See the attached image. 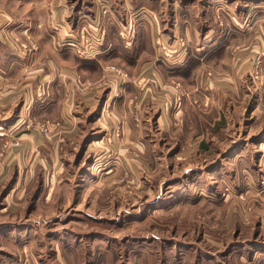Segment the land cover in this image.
<instances>
[{
    "label": "rangeland",
    "instance_id": "obj_1",
    "mask_svg": "<svg viewBox=\"0 0 264 264\" xmlns=\"http://www.w3.org/2000/svg\"><path fill=\"white\" fill-rule=\"evenodd\" d=\"M117 1L120 2V0ZM166 1L168 0H153L152 3L146 2V4H149L155 12L163 14L167 10L166 6L164 7ZM200 1L202 0H191L188 5H185L190 7L188 8L190 11H181L183 13H177V17L188 19L193 28L192 31L200 30L201 26H205V30H213L214 36L224 30L226 33H232L234 28L232 24L227 23L230 19L228 16L232 15L217 11L216 6L209 5L208 8H202ZM59 2H67L70 6L66 10L67 17L71 23L76 17L75 24H72L75 27L73 31H78V34L82 28L92 27L90 21L94 20L89 19H93L96 12L99 13L98 19H102L105 25L107 23L105 38H109L108 41L115 45V54L120 57L114 56L104 61L88 63L76 59L74 67L89 69L86 72L87 77L88 75L95 76L97 80L92 84L98 87L110 85L106 78L108 66H115L126 74L127 85L131 86L136 94L141 93V97L138 99L135 97L133 103H136L133 106L135 112L132 115L135 123L139 122L143 99L150 98L149 101H152L154 89L159 87L150 78L153 77L152 75H145L149 79L148 82L147 79L145 81V77H141L143 75L140 74L141 72L134 73L140 71L142 67L148 69L150 66H157L155 71L163 77V81H169L168 84L171 82L175 84L178 80H195V78L198 84L202 78L209 76L210 79L215 77L216 81L226 83L227 87H234V82L239 81L235 76L238 71V65L235 63L236 52L253 50L256 43H261L262 48L256 51L257 59L255 58L251 71L241 78L243 82L241 89H248L251 84H255L257 91L260 82L264 86V77L259 69L258 61L259 57H264V33L261 31L259 32L260 39L255 38L256 43L254 39L250 42L240 39L228 43L226 41H202L200 36H191L187 40L186 36H182L183 30L179 28L181 36L175 37L174 40L167 36L164 38L165 42H162L158 39L157 27H155L156 33L151 41V34H153L151 28L141 26L137 28L136 35L131 33V38L128 36L129 41H125V36L122 38L119 35L120 30L117 31L118 25L109 24L107 17L110 11L103 8L95 11L91 0H80V2L76 0H0V45L8 47L13 55L21 57L43 51V55L46 56L44 59L48 58L55 62L54 56L64 50L58 48L55 43V39L60 36L56 33L59 28L58 31L54 30L57 26L52 19L51 10L52 5ZM258 3L264 4V0ZM245 8L247 9V6ZM132 13L128 11V20ZM139 14L145 18L148 17L146 10L139 11ZM241 16L247 19V23L243 27H238L240 30L246 28L252 31L259 26L264 30V20H258L260 14L257 11L248 12L247 15L243 13ZM130 19L133 20L131 17ZM117 21L122 24L123 20L118 18ZM130 25L131 23H127V30L131 28ZM160 27L161 31L168 28L165 27L164 22H161ZM167 51H172L171 60L180 64L178 65L180 67L171 73L172 79H169L170 71L165 68L167 62L161 59ZM133 52L137 54L141 52L142 56L138 59L133 57L134 54L129 57ZM154 52H161V55L158 59L156 57V62L153 63ZM30 69L31 67L29 70L26 69L25 73L31 71ZM255 72L259 74L257 79L253 78ZM14 74L10 75L7 71L1 73L0 85L12 84L15 80ZM114 76L118 79L113 87L122 83L117 74ZM57 77L63 80L66 89L64 95L67 94V96L76 90H81L83 83L87 81L78 75L65 76L60 72L55 75L56 79ZM27 81L24 80V82ZM3 85L0 88H3ZM184 86L190 92L196 91L193 89L195 85L193 88L192 84H184ZM49 88L51 94V86ZM42 91L41 87L40 93L43 94ZM216 91L219 93L210 95L209 129L205 128L206 124L203 122L205 132L203 142L206 147L194 150L197 143L194 134L199 132L200 128L194 125L190 131L189 122L184 123L182 118H179V114H176L175 109L169 111L167 117L173 114V120H169L170 131L162 130L161 134L154 133L152 138L150 135L153 131L149 132V138L152 141L161 142L162 153L159 154L160 150L157 146L156 151L158 152L146 154L144 160H142V154L137 151H131L130 154L125 155L128 156V162L131 165L150 161L148 163L151 166H146L144 171V169L128 167L127 163L123 165L118 163L120 165L110 170L108 176H102L104 173L100 172L102 174L99 175L97 181L107 185L108 189L110 188L109 200L113 203L114 211H106V208L110 206L108 199L100 201L97 207L98 219L92 220L81 216V223L73 224L74 227L71 226L68 229L72 235L61 234L60 238L55 241H52V237L49 238L52 247L56 245L61 247L62 241L67 237L66 241H70L68 247L71 249L66 250L62 247L57 250L56 259L53 251L48 250L39 262L43 261L42 264H264V148L254 146L249 137L250 134L259 130L262 121L258 119L259 125L254 123L256 118L255 115H250L249 110L252 103L248 101L249 95L243 94L239 89L235 94L229 88L220 87ZM28 93L29 91L26 90L25 94ZM259 96L264 97L263 94ZM236 97H243L245 100L237 104ZM166 101L164 98L163 106L167 105L168 101L167 103ZM191 103L196 108L194 110L201 113V102L197 103L192 99ZM229 105L234 106V111L231 109L233 106L229 107ZM17 115L20 118L14 119ZM112 123L111 127L105 128L106 134L102 139L104 147H109L114 140L121 137V122L112 121ZM41 124L49 125V137L43 136L39 131L38 127ZM61 126L63 123L60 121L47 120V118H42L38 112L33 113L32 109L29 111V107L23 103L21 96L0 106V201L3 191L9 187L13 178L12 169L5 170L9 161H12L8 153L13 147L19 145L20 137L25 133L35 131L45 140L54 141L56 139L54 133L62 130ZM117 127H120L119 136L107 142V136ZM169 132H176V134L170 137ZM167 147L170 148L166 149ZM57 148L54 149V159L58 161V166L49 173L46 180L48 189L51 191L57 183H62L65 178H68L66 164H69V169H72L77 153L72 148L60 153ZM107 149L106 151L102 147L100 153L92 155L97 158L95 162L98 163L94 166H100L103 156L104 159L108 157L115 161L118 157L121 159V155L111 152L110 148ZM35 157L39 158L38 161L47 160L42 153L35 151L28 161L33 162ZM210 165L217 167L206 172ZM195 168L205 170L197 174ZM147 171L150 174L146 173ZM34 173H39V171L34 170ZM36 181L37 179L34 182L35 187ZM25 190L26 187L21 186L19 195ZM178 191H182L183 194L177 196ZM139 192L143 196L140 194L138 198L136 194L138 195ZM135 198L138 199L135 200ZM144 198L146 200L142 203L141 199ZM29 204V197L26 196L25 201L14 204L12 210L22 207L24 210ZM142 204L143 207L145 205L149 207L140 219L126 218L127 213L137 214ZM40 207L43 208V205L41 204ZM55 230L57 232L54 234L59 232ZM35 249H39V245H36ZM49 253L52 254L48 255ZM62 258L65 260L63 263ZM68 258L69 261H66Z\"/></svg>",
    "mask_w": 264,
    "mask_h": 264
},
{
    "label": "crops",
    "instance_id": "obj_2",
    "mask_svg": "<svg viewBox=\"0 0 264 264\" xmlns=\"http://www.w3.org/2000/svg\"><path fill=\"white\" fill-rule=\"evenodd\" d=\"M91 1L93 2L92 8H94L95 11H99V9L102 8L110 11L107 19L109 20V24L114 25L115 23L118 25L117 31L121 28L127 30V23H131L130 26L132 28L130 38L131 33L133 35L137 31V28H140L141 26L151 28L153 33L151 34V41H153V35L156 33L155 27H157L158 39L162 42H165L164 38L167 36H170L173 40L175 37L181 36L182 33L179 34V28L183 30L182 36H186L187 40H189L191 36H200V40L207 42L226 41L228 43H233L240 39L244 42H250L253 39L255 40V38L260 39V31L261 33H264V30L261 29L260 26L252 29V31L246 28L242 30L238 28L243 27L244 24L247 23V19L242 18L241 16L243 13H246L247 15L248 12L257 11L260 14L258 20H264V4L258 3L260 0L200 1L199 3L202 8H208L209 5L216 6L217 11L220 10L226 15H232L228 16L230 19L227 20V23L232 24L234 29L229 30H232L231 32L234 34L226 33L224 30L222 33L216 35L217 38L213 35V30H205V26H201L200 30L192 31L193 28L188 19L177 17V13H183L181 11H190V9H188L190 7H186L185 5H188L191 0H168L164 3V7L166 6L167 10H165L166 12L163 14L155 12L149 4H146V2L152 3L153 0H120V2L117 0ZM76 2H80V0H76ZM245 6H247V9ZM68 8H70V6L67 2H59L54 6L52 5V19L55 22L54 24L59 28V31L56 33H59L60 37H70L78 34V31H73L75 27L72 24H75L76 17H74L73 22L71 23L67 17L68 14L66 10ZM144 10L148 12L147 18L140 16L139 14V11ZM128 11L133 12L130 16L133 20H131L129 16V20L127 19ZM98 15L99 13L96 12L93 19H89L94 20L90 21V23L92 26L98 25L99 23L103 25L106 35V29H108L107 23L105 25L102 22V19H98ZM159 17L161 19H159ZM118 18L121 19V21L123 20L122 24L118 23ZM161 22H164L165 27H168L166 30L163 29L161 31ZM255 25L258 24L255 23ZM201 32L202 35H200ZM105 35L101 45L98 47V53L93 59H81L75 55L73 49L58 47L64 50L54 56L55 62H53L48 58L44 59L46 56L43 55V51L26 57H21L20 55H13L8 47L0 45V74L6 71L10 72V75L16 73L14 74L15 80H13L12 84H1L3 85V88H0V106L3 105V103H10L21 96L23 103L27 104L29 107V111L32 109L33 113L38 112L42 118L63 123V126L60 127L62 130L54 133L57 141H55L56 139H54V141H47L42 136L40 137L37 132H29L23 134L22 137H20L21 141L19 145L13 147L8 153L11 155L12 161H9L5 170L10 171L12 169L13 178L9 187H6L3 191L0 201V264H42L43 261L40 263L39 260L44 258V253L47 254L48 250L53 251V256L56 259L57 250H60L62 247L66 250L71 249V247H68L70 241H66V237L64 238V241H62L63 244L61 247L58 245L52 247L49 243L50 237H52V241H55L60 238L61 234H64V236L72 235L68 229L73 226V224H80L81 216L92 220L98 219L97 207L100 201L108 199L110 206L106 208V211H114L113 203L109 200L110 188L108 189L107 185L105 186L97 181L99 175L104 173L102 176H108L107 174L110 170L118 165V163L122 165L127 163L128 167H134L133 169H144V171L146 166H151V164L148 163L150 161L134 163L136 165H131L128 162V156L125 155L130 154L131 151H137L142 154V160H144L146 154L158 152L156 151L157 146H159V154H161V142L156 143L152 141L149 138V132L153 131V134L150 135L152 138V136L155 135L154 133L161 134L162 130L170 131L171 124L169 123V120H173V114L170 117H167V115L172 109L176 110V114H179V118L181 117L184 123L189 122L190 131L193 129L194 125L200 128V131L194 134L197 140L194 150H198L199 147L201 149H203L204 146L206 147V144L203 142L205 133L203 126L205 123V128L209 129L208 109L209 103H211L210 95L211 93H219L216 90L220 87L224 89L229 88L234 94L236 93V90L239 89L243 94L249 95L248 101L250 100V103H252L249 110L251 113L250 115H255L256 119L254 120V123H258V119L262 121L261 124L258 123V125L260 124L259 130L256 133L249 135L251 138L250 141L254 146L257 145V148H264V97L259 96L260 93H257L255 84H251L248 89H241V87H243L241 78L245 73L251 71L254 62L257 59L256 51H258L259 48H262L261 43L258 44L255 40L254 43H256V46L253 47V50H239V52H236L235 63L238 65V71L235 76L239 81L234 82V87H227L226 83L218 80L216 81L215 77L210 79L209 76L202 78L198 84L196 78L195 80L190 81L178 80L175 84L172 82L168 84L169 81H163V77L155 71L157 66H150L148 69H143L142 67L140 71H135V74L141 72L140 74H143L141 77H145L146 74H150V76L152 75L153 77L150 78H152L155 84L159 85L157 89H154L152 101H149L150 98L143 99V106L139 116L140 119L138 123H135L132 120V115L133 112H135L133 106L136 103H133L135 97L137 99L141 97V93L136 94L131 86L119 83V85L115 87L121 88L122 95L115 100V102L111 103L109 107L107 105L102 109L104 95L107 92H110L107 87L109 86L114 89L115 87H113V84L116 83L118 78L114 76V74L108 73L106 78H108L110 85L98 87L95 84H92L97 80L95 79V76L88 75L87 77L86 72L89 69L77 66L76 68L74 67L76 59L84 60L87 61L85 63H88L90 61H104L111 59L114 56L120 57L118 54H115V45L111 43V41H108L109 38H105ZM53 38L55 39V36ZM56 40L57 38L55 39V43ZM160 53L161 52L153 53V63L156 62V57L161 55ZM132 55L136 59L142 56L141 52H139V54L133 52L129 57ZM189 56L192 57V55ZM258 61L259 69L264 77V57H259ZM165 64L167 65L165 68L170 71L169 79H172L171 73H174L175 70L180 67L178 66L180 64L174 62ZM30 67L31 71L25 73L26 69L29 70ZM59 72L65 74V76L78 75L83 79H87V81L83 83L84 85H82L81 90H76L67 96V94L64 95L66 89L63 85V80L59 77H57V79L55 78V75H58ZM25 79L28 81L24 82ZM146 79L149 82L148 77H145V81ZM40 82L43 83L40 84ZM184 84H192V88L195 85L193 89L196 91L190 92L189 89H185ZM39 86L42 87L43 94L40 93L41 87ZM99 88L103 89L100 90ZM26 90L29 91L28 94H25ZM166 91L167 94H165ZM163 97L168 101V103L166 101V106H163ZM192 99L197 101V103L199 101L201 102V113L194 110L196 108L191 103ZM243 100H245L243 97H236L235 102L237 101L236 103L238 104ZM38 101L40 103H37ZM231 106L233 105H229V107ZM204 107L205 109H203ZM231 109L234 111V106L231 107ZM18 118H20V116L17 115L14 119ZM112 121L121 122V137L118 140H114L113 144L109 147H104L102 139L106 134L105 128L111 127L113 124ZM163 123L165 124L164 128ZM254 123L252 122V124ZM175 127L177 128L178 126ZM183 130L185 131V128H183ZM175 134L176 132H169L170 137ZM57 143L59 144L54 145ZM55 147H58L57 149L60 153L67 150L69 151L71 148L72 150H76L77 153L75 156V163H72V169H69V164H66L68 170L66 175H68V178H65L62 183H57L55 188L53 187L54 190L51 191L48 189L46 180L49 173L58 166V161L54 159ZM102 147L106 151L108 150L107 148H110L111 152L121 155V159L118 157L115 161L108 157L104 159L103 156L100 161L101 164H99L100 166H94V164L98 163L95 162L97 158L92 157V155L100 153ZM169 148L170 147H167L166 149ZM35 151L37 153H42L47 160L38 161L39 158L35 157L33 158V162L28 161ZM28 155H30L29 158ZM216 167V165H213L212 167L210 165L207 167L206 172L211 171V168L213 170ZM34 170L39 171V173H34ZM189 170L191 171L192 169ZM194 170L195 173L199 174L205 169L201 170L195 168ZM25 171L27 172L24 173ZM101 171L102 173H100ZM146 173H149V171ZM36 179L35 187L34 182ZM144 181L145 178L143 183ZM21 186H25L26 190L19 195ZM181 192L182 191H178L176 195L180 196L183 194ZM140 194L142 193L139 192L136 196L139 198ZM26 196L29 197L30 204L24 210L23 207L21 209L12 210L14 204L25 201ZM141 196H143V194ZM138 198H135V200ZM141 200V202L144 203L146 199L144 198ZM41 204L43 205V208L40 207ZM148 207L149 205L143 207L142 204V207L137 214L131 215L127 213L126 218L130 217L133 220L140 219ZM92 212L95 213V216ZM105 216L107 217L106 213ZM55 229L59 231L56 234H54L57 232ZM51 230H53V232ZM36 245H39V249H35ZM51 254L52 253H49L48 255ZM66 261H69V258L66 259ZM61 262L63 263L65 260L63 259Z\"/></svg>",
    "mask_w": 264,
    "mask_h": 264
},
{
    "label": "built area",
    "instance_id": "obj_3",
    "mask_svg": "<svg viewBox=\"0 0 264 264\" xmlns=\"http://www.w3.org/2000/svg\"><path fill=\"white\" fill-rule=\"evenodd\" d=\"M131 28L129 30H125L124 28H121L119 31V35L122 38L125 36V41H129L128 36L130 37ZM54 30L58 31V27H54ZM104 35H105L104 27L99 23L98 25L89 27L88 29L82 28L80 30V33L77 34L76 36L59 37L56 40V45L57 47H61V48L70 47L71 49H73L75 55H77L82 59H93L98 53V47L101 45ZM172 56H173V52L167 51L166 53L163 54L161 59L165 60L167 63H171V61H173L174 63H178L175 60H171ZM106 70L108 73L117 74L121 78L122 84L127 85V79L125 78L126 74L122 73L118 68H116L115 66H108ZM258 76H259L258 72H255L253 78L257 79ZM109 91L110 92H107L104 95L102 109H104L107 105L109 107L111 103L115 102V100H117L122 95V90L120 87L119 88L115 87L114 89L109 87ZM257 91L258 93L263 94L264 86L262 82L259 83ZM38 129L43 136L45 137L50 136V129L48 124H41L39 125ZM119 133H120V127L119 128L117 127L116 129L111 131L109 136H107L106 141L110 142L113 137H118Z\"/></svg>",
    "mask_w": 264,
    "mask_h": 264
}]
</instances>
